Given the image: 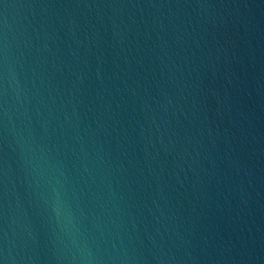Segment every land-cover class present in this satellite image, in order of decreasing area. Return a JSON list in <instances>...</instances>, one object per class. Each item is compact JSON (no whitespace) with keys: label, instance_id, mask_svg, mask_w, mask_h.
I'll use <instances>...</instances> for the list:
<instances>
[{"label":"water","instance_id":"water-1","mask_svg":"<svg viewBox=\"0 0 264 264\" xmlns=\"http://www.w3.org/2000/svg\"><path fill=\"white\" fill-rule=\"evenodd\" d=\"M0 264H264V0H0Z\"/></svg>","mask_w":264,"mask_h":264}]
</instances>
